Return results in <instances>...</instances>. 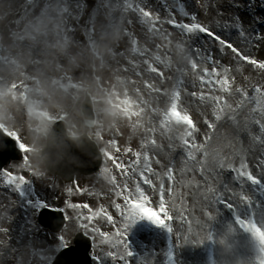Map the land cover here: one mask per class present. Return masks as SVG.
<instances>
[{"label": "rangeland", "instance_id": "1", "mask_svg": "<svg viewBox=\"0 0 264 264\" xmlns=\"http://www.w3.org/2000/svg\"><path fill=\"white\" fill-rule=\"evenodd\" d=\"M77 1H82L81 12H85V6L88 9L77 32L72 33L59 13L51 15L59 10L60 0H34L26 13L22 12L21 3L28 0H0V39L4 44L7 37L11 43L14 36L43 31L56 35L52 44L60 43L56 53L48 61L43 60L38 82H34L38 86L25 84L9 99L7 107L0 109L6 122L1 123L7 130L11 131L12 125L7 122L11 123L15 115L23 116L25 110L35 116L26 119L22 129H38L25 153L26 161L13 162L0 173V184L8 190L0 194V264H51L58 251L72 244L78 218H82V231L95 240V264H264L260 242L253 240V253L237 242L242 230L251 233L262 226L264 234V201L260 195L264 186L254 187L245 181L242 189L235 183V179L241 181L237 172L235 176L230 174L232 169L239 170L243 162L236 161L246 151L241 144L243 130L249 126L254 130L256 123L259 129V123L264 121V40L257 38L264 34V26L249 16L252 26L243 27V35L233 37L234 28L240 29L232 25L226 8H217L220 0H128L125 5L121 0H103L112 5L114 13L120 11L116 14L102 9V0ZM19 4L21 13L12 14ZM236 5L229 7L240 15ZM108 12L110 20L104 21ZM47 15L53 17L51 26L31 28L34 21ZM173 20L177 25L197 23L211 29L243 55L262 64L243 59L227 47L221 51L220 44L212 45L203 59L201 51L211 45L198 49L193 45L197 31H182L168 23ZM130 21L132 26L127 27L125 24ZM119 26L126 30L119 32ZM137 29L141 33H136V39L144 47H136L137 51L130 53L123 41L126 35L131 41ZM226 31H230L229 37H225ZM98 38V49H92ZM130 54L132 58L127 59ZM191 66L195 71L185 75ZM53 71L54 75L45 81ZM177 77L183 78V86L176 83ZM19 82H24L23 76L16 77L8 93L14 92ZM56 85L70 89V105L59 102L58 94L63 95ZM173 87L179 89L178 93ZM86 89L93 94L98 112L93 136L106 154L105 172L111 166L112 174L78 177L67 187L47 172L39 150L58 120L72 122V136L83 131L80 106ZM165 93L168 95L163 97ZM15 99L17 104L13 103ZM115 112L126 119L120 115L115 130L109 131ZM20 126V120L14 124V128ZM248 148L251 150L252 145ZM179 149L183 153H178ZM247 170L258 176L253 169ZM5 172L30 182L24 186V197L14 190V183L7 184L9 177ZM111 175L120 190L110 187ZM226 175L230 181L223 178ZM260 175L264 180V173ZM220 184L238 193L231 194ZM240 195L250 196L251 205L242 206L245 202L239 199ZM216 197L231 198L236 217L248 222V226L236 231L232 219L223 217L225 205L216 203ZM37 200L66 212L70 222L62 235H42ZM202 203L206 206L202 207ZM18 206L25 207V212L13 214L12 208ZM160 215L164 222L167 216L175 218V225L171 226L175 227L174 235L167 231L166 242L172 254L167 258L162 233L156 230L152 218L160 219ZM134 218L135 223L131 224ZM219 225L229 226L235 243L229 234L225 236L219 230ZM124 235L129 236L127 241Z\"/></svg>", "mask_w": 264, "mask_h": 264}, {"label": "bare ground", "instance_id": "2", "mask_svg": "<svg viewBox=\"0 0 264 264\" xmlns=\"http://www.w3.org/2000/svg\"><path fill=\"white\" fill-rule=\"evenodd\" d=\"M62 2V6L60 7V10L63 11V14H62V18L65 19V21L67 22V26H68V30L72 31L73 32H76L77 29L79 28V25H80V22H81V18L84 17V13L85 12H81V9L82 6H79L80 2H78L77 0H60ZM123 1L122 2V5H125L126 1L128 0H121ZM139 1H144V0H139ZM233 0H220L219 1V4H217V8L219 7V5L221 7H224L227 9L226 11V14L231 18L237 15L230 7L231 5L233 4ZM230 5V7H229ZM31 6V5H30ZM27 7V9L30 8ZM101 6L103 7L102 9H108L109 12H113V9H112V5L108 2V1H103L102 0V4ZM27 9L24 8V12L23 13H26L27 12ZM83 9H87V6L83 7ZM80 12V15L79 16H76L77 13ZM109 12L105 15V18H104V21H109L110 20V15H109ZM120 11H117L116 13H119ZM113 12V14H116ZM238 16V15H237ZM121 17V16H120ZM223 21L226 20V19H222ZM51 24V22L47 21L46 19H43L42 17H40L39 19H37L35 21V23H33V27L36 26V25H39V26H49ZM251 25L249 19L246 23L243 24V27L247 26V25ZM107 28V27H106ZM123 30H126L125 28L119 26V32L123 31ZM98 31H100L98 29ZM139 32V30L137 29L135 32H133V39L130 41L128 36L126 35L125 36V40L123 41V45H126V50L128 52L131 53V51H134V48L136 47H139V48H143L144 46L139 43L136 39V33ZM261 36H264V34H261ZM238 38V37H237ZM236 38V39H237ZM101 39L98 38L92 45H91V48L93 49H98V46L96 45L97 42H99ZM49 42L48 41H44L42 42L43 44L42 45H39L41 43V41H36L35 43H33L34 48H32L34 51L31 50V47H27V46H23L21 45V43L19 42L17 44L16 47H13L14 45H12L10 48L11 50L9 52H7L8 48H9V45H4L2 46V50L0 52V54H4L6 55L7 53H10V55H13L14 56V61L16 62V65H17V69L13 70L12 72H14L15 74H17L18 76L21 75L23 72H27V74L31 76V78L33 79L37 73H39V68L35 66L34 64V60L36 58H39V57H42V59H46L47 61L50 59L51 57V53L48 51V46H47V43ZM141 44V45H140ZM39 45V46H38ZM6 50V51H5ZM129 58H132V55L130 54ZM41 59V60H42ZM40 60V61H41ZM98 61V60H97ZM141 61V60H140ZM46 63V62H45ZM142 63L140 62V65ZM66 67V66H65ZM57 68H61L63 69V66H59ZM58 70V69H57ZM195 71V68L192 67L188 73H192ZM55 71H53L52 73H49L47 76H46V79L45 81H48L53 75H54ZM188 73L186 75H188ZM27 76V75H26ZM0 77L4 78V86L6 85V83L8 84L9 83V80L8 79V75L5 74V71L4 69H0ZM124 80H127V81H131L130 79L124 77L123 78ZM122 81V80H120ZM132 82V81H131ZM3 85L1 84V87H3ZM6 87V86H5ZM38 94V92H37ZM2 98L3 97H0V101H2ZM59 102L62 104V106H67V105H70L69 104V101L68 100V97L67 96H61L58 94L57 96ZM23 120L25 119L24 117H21ZM24 125V122H21V126ZM243 132H245V134H243V136L241 137V144H242V147L246 150V151H243L240 156L236 159V161H240L241 159H243V162L247 163L248 167L253 169L254 171L257 172L258 175H260V172H261V166H260V161H261V158H264V147L261 142H260V136H261V133H258V132H254L250 126L249 128L247 129H244ZM22 137L24 138L25 140V143H31L33 141V135L31 133H29L28 131L27 132H23L22 133ZM248 145H252V149L249 150L248 148ZM229 193L233 194L234 191H231L230 189L227 190ZM244 205V203H242V206ZM260 205V203H259ZM206 206V205H205ZM261 206V205H260ZM262 207V206H261ZM220 226H223V225H219ZM226 227H229V226H223L221 227V230H222V233L224 235H227L229 234V239L230 241L232 242V231H230V228L227 229Z\"/></svg>", "mask_w": 264, "mask_h": 264}, {"label": "snow or ice", "instance_id": "3", "mask_svg": "<svg viewBox=\"0 0 264 264\" xmlns=\"http://www.w3.org/2000/svg\"><path fill=\"white\" fill-rule=\"evenodd\" d=\"M261 6L264 7V0H261ZM237 9L243 7L244 11L240 13V15L238 16H234L232 18V25L234 27H238L240 29L241 35H243L244 29H243V24L246 23L249 19V13L250 12H254V0H243L242 3H237L236 5ZM150 15V14H149ZM252 20L254 22L259 23L261 26H264V16H252L251 17ZM195 16L192 17V20L195 21ZM170 23H172L174 26L179 27L182 31L183 30H187L189 32L192 31H199L200 33H204L207 36L211 37L214 41H217L220 45H221V51H223L224 47H227L228 49H230L231 51L234 50L235 53L239 54L241 57H243V59H246L248 61H253L257 64V65H261L262 62H258L255 59H251L248 56H245L242 54V52L233 46V44L231 42L226 41L224 38L221 37V35L216 34L212 31H210L208 28L200 26L197 23H192L191 25L189 24H179L177 25L176 22L170 21ZM258 39L264 40V36H259L257 37ZM225 71H227V69H225ZM260 126V130H261V138H260V142L262 144H264V121L259 123ZM11 138L10 141H3L0 142V166H2L3 164L8 163V161L10 160H14L17 158L18 153H26L27 148L24 144L20 143L18 138H12L11 136H8ZM191 152H189V156H191ZM27 157L24 156L23 157V161H26ZM260 166H261V172L264 173V158H261L260 161ZM223 167V166H221ZM248 169V165L245 162H241L240 165V169H232L233 171L237 172L238 176L241 178L240 181V185L241 188L243 189L244 187V182H250L251 185L254 186H264V180H261L259 178H257L256 176H253L252 172ZM4 175L6 177H9V179L7 180V184L9 186L13 185V183L15 184V188L14 190H17L19 192V195L21 197L25 196V192L26 189L24 186L30 185V182L28 180H26L23 176H18V177H13L11 176L10 173L5 172ZM169 179H172V176L169 174ZM205 179H207V177H205ZM207 191H212L211 188H208ZM164 192V188H161V193L163 195ZM207 195H205V199H207ZM239 199L243 202H245L244 204H248L251 205V197L248 195H240ZM215 202L218 204H224L227 207H235L236 205H234L231 202V198H229L228 200H225L222 197H216ZM29 203H32V201H29ZM35 207L37 209H45V208H49V205L46 202L43 201H39L37 200L35 202ZM54 211L56 209H53ZM63 219L65 220V217H63ZM154 223L156 225H161L162 222H164V219L161 217L160 215V219H155V217H153ZM135 223V218L131 221V224ZM237 223L240 224V226L242 228H246L248 226V222L242 221V220H237ZM130 225H126V227H128ZM259 227V226H257ZM255 235H259V233L254 232ZM262 247H261V252H264V237L261 238L260 241ZM70 249L65 246V251H69ZM170 255H172L170 253Z\"/></svg>", "mask_w": 264, "mask_h": 264}, {"label": "water", "instance_id": "4", "mask_svg": "<svg viewBox=\"0 0 264 264\" xmlns=\"http://www.w3.org/2000/svg\"><path fill=\"white\" fill-rule=\"evenodd\" d=\"M61 133L64 135V131H61ZM55 137L54 138H52V140H51V145H53V142L55 141ZM86 145H88V146H91V145H89V144H86ZM92 147V146H91ZM77 167H73L68 173L69 174H73L74 172H75V170H78V169H76ZM94 170H96V169H87V170H83V172L84 173H92Z\"/></svg>", "mask_w": 264, "mask_h": 264}, {"label": "clouds", "instance_id": "5", "mask_svg": "<svg viewBox=\"0 0 264 264\" xmlns=\"http://www.w3.org/2000/svg\"><path fill=\"white\" fill-rule=\"evenodd\" d=\"M47 162H45V164H46Z\"/></svg>", "mask_w": 264, "mask_h": 264}]
</instances>
